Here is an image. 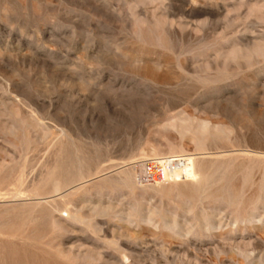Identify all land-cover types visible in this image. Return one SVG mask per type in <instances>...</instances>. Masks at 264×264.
<instances>
[{
	"label": "rangeland",
	"instance_id": "374dc122",
	"mask_svg": "<svg viewBox=\"0 0 264 264\" xmlns=\"http://www.w3.org/2000/svg\"><path fill=\"white\" fill-rule=\"evenodd\" d=\"M263 181L264 0H0V264H264Z\"/></svg>",
	"mask_w": 264,
	"mask_h": 264
},
{
	"label": "bare ground",
	"instance_id": "6f19581e",
	"mask_svg": "<svg viewBox=\"0 0 264 264\" xmlns=\"http://www.w3.org/2000/svg\"><path fill=\"white\" fill-rule=\"evenodd\" d=\"M196 146H198V145H196ZM167 159H169V158H167ZM182 160H181V163H179V161H177V162H171L170 160V166H169V170L167 171L168 173H166V172H162L163 174H164V176L166 175V177H167V179L169 178L170 180H172V181H175V180H179L180 178H193L194 177V175H196L197 174V172H199L200 171V169H202V165H201V163H198V162H196L192 157H184V158H181ZM175 160V159H174ZM152 161V160H151ZM166 161V160H165ZM162 162L161 160H158V162L160 163V166L162 167V168H164L165 169V163L166 162ZM168 161V162H169ZM176 161V160H175ZM158 162H150V165H151V168H149V169H152V172L149 174V177L151 176V178H150V180H153L152 181V183L153 182H155V183H157L156 182V180L157 179H160L161 178V176H160V173L158 172ZM162 163V164H161ZM208 169V168H207ZM215 173V172H214ZM235 174V173H234ZM70 176H72V175H70ZM166 179V180H167ZM194 179H196V176H195V178H193L192 180H194ZM207 179V178H206ZM68 180V179H67ZM159 182V181H158ZM264 182V181H263ZM217 183V182H216ZM216 187V186H215ZM214 187V188H215ZM198 191V190H197ZM52 192V191H51ZM35 193V192H34ZM216 193V192H215ZM33 194V193H32ZM196 195H197V193H196ZM207 195V194H206ZM253 204V203H252ZM237 205V204H236ZM235 215V214H234ZM235 217V216H234ZM79 218V217H78ZM238 219H239V221L241 222V221H244L243 219H241V218H235V220H234V224L235 223H240V222H237L238 221ZM80 220V219H79ZM246 222L247 223H252V221L250 220V221H247L246 220ZM172 224V223H171ZM170 224V225H171ZM228 224V223H227ZM243 224V223H242ZM260 224V223H259ZM209 225V224H208ZM222 225V224H221ZM174 226V225H173ZM215 226V225H214ZM237 227H238V225H236V229H237ZM246 227V226H245ZM174 228V227H173ZM216 229L217 228H219L218 226L217 227H215ZM232 229V228H231ZM238 229H239V227H238ZM210 232V231H209ZM246 234V233H245ZM240 237H241V235H240ZM257 242V241H256ZM237 244V243H236ZM249 245V244H248ZM247 246V245H246ZM258 246V245H257ZM238 247H239V245H238ZM244 247V246H243ZM252 247V246H251ZM259 247H260V245H259ZM246 248H248V247H246ZM255 248V247H254ZM240 251H242L241 249H240ZM248 252V251H247ZM235 253V252H234ZM250 253V252H249ZM256 253H258V252H256ZM252 254V253H251ZM255 254V253H254ZM240 255V254H239ZM244 256V255H243ZM254 257H256V256H254ZM257 258V257H256ZM259 258V257H258ZM254 259V258H253ZM264 260V259H263Z\"/></svg>",
	"mask_w": 264,
	"mask_h": 264
}]
</instances>
